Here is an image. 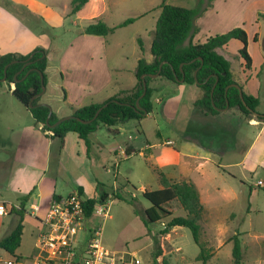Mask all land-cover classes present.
Wrapping results in <instances>:
<instances>
[{"label":"rangeland","instance_id":"1","mask_svg":"<svg viewBox=\"0 0 264 264\" xmlns=\"http://www.w3.org/2000/svg\"><path fill=\"white\" fill-rule=\"evenodd\" d=\"M45 1L54 3V6L61 10L62 3L70 4L72 0ZM164 1L107 0V7L110 10L100 19H103L110 27H117L129 18H137L141 15L143 17L127 27L117 28L108 36H102L104 49L103 51L101 49L99 57L95 56V65L101 62L102 71L106 68L113 81L110 87L100 95L101 99L116 87L125 89L133 86L136 83L134 69L139 59L152 60L151 47L157 21L161 15L159 7ZM202 1L205 11L196 20L197 27L202 26V31L198 28L199 32L194 35L197 36L196 42L203 43L205 40L207 42L211 37L229 33L237 28L247 32L248 52L253 60L250 69L245 67L244 59L240 55L242 44L238 40H232L223 52L231 64V70L238 84H241L247 93L251 92L259 98V111L264 113V0ZM199 2L200 0H166L167 4L185 8H196ZM102 6L103 4H99V7ZM100 19L85 18L80 23L82 27H86ZM76 29L74 27L73 30ZM73 30L71 29V32L66 34L64 28H53L51 34L59 38L58 46L61 47L60 43L67 42L75 35ZM140 40L145 42L144 47L140 44ZM56 46L57 43L50 51V81L52 84L55 81L57 84L62 83L60 73L57 71L61 62L62 50L59 51ZM0 91L11 94L7 85L0 88ZM46 98L50 99L52 106H48L53 107L55 112H70L64 101L65 96L61 87L50 89ZM161 98L165 101V109L171 120L163 115L156 102ZM186 98L184 89L178 93L174 90L172 83L156 93L153 111L140 123L146 133V138L138 134V121L132 120L123 125L125 133L133 135L138 146H141L146 139L150 145H158L152 149L154 153L149 159L140 154L130 159H119L120 165L116 172L114 164L117 159L114 154L109 153L110 146L116 141L113 136L111 140H108L107 129L104 126L97 131L96 137L104 143L109 171L105 170L104 166H97L94 169L87 157L86 147L76 133H70L62 154L65 169L59 174L63 176L59 179L58 192L63 194L77 190L78 176H83L87 180L86 184L91 183L95 185L94 187L97 181L103 182L106 186L113 185L114 175L119 176L118 181L123 182L125 178L130 180V191L136 197V207L122 200L111 199L110 218L106 220L95 218L94 225L102 223L101 238L106 249L133 254L142 261V264H153L151 255L154 249V237L167 224L165 221L148 227L141 217L136 215V208L146 210L151 206V203L144 198L142 188L159 189L161 188L160 175L169 177L176 175V164L173 162L165 164L173 160V151L181 149L184 152L202 153L196 143L186 139V135L189 137L190 134L185 133L184 128L181 129L179 122L176 123V119L180 120ZM34 122L31 113L16 99L9 98L2 101V106H0L2 133L10 135V132L6 131L8 127L15 129L19 124L30 126ZM141 139L144 140L141 141ZM169 140L173 142V145L165 144ZM243 143V145L240 142L239 145H233L232 150L227 152L222 151L211 155L216 164L210 166L211 170L208 173L210 194L205 195L202 191L203 199L211 202L207 204L209 209L205 210L201 221V238L211 249L212 255L207 264H234L233 238L238 234L244 252L243 264H264V132L254 147H251L252 142L249 136L243 138ZM245 155H247L246 164L243 163L236 167L227 165L240 162ZM259 180L263 182L260 187L257 186ZM170 208L176 216L184 215L178 204ZM32 213L33 209L30 204L25 216L19 253L26 254L29 251L34 240V230L40 225ZM3 230L6 233L8 226L6 225ZM165 239L171 264H202L197 261L200 247L195 242L189 228L176 227L165 236ZM13 260L15 258L11 254L0 250V264H8Z\"/></svg>","mask_w":264,"mask_h":264},{"label":"crops","instance_id":"2","mask_svg":"<svg viewBox=\"0 0 264 264\" xmlns=\"http://www.w3.org/2000/svg\"><path fill=\"white\" fill-rule=\"evenodd\" d=\"M72 1L70 4L62 3L60 10L54 6V3H49L45 0H0V54L17 53L27 55L39 47L47 50L48 84L46 92L41 96L40 103L52 106L50 99H47L46 95L50 89L61 87L65 96L64 101L70 112H55L52 107V112L60 119L71 116L75 109L90 104L103 103L120 91L134 87L137 83L136 78V83L130 88L118 89L116 87L110 94L101 99L100 95L110 87L113 81L110 72L106 68L102 71L101 62L95 65V56L99 57L101 55V49L102 51L104 49V42L102 36L84 34L85 26L82 27L80 22L85 18L89 20L100 19L108 14L110 9L108 10L107 0H90L78 13L70 14ZM99 4H103V6L99 7ZM141 17L143 16L141 15L137 18ZM74 27L77 29L73 30ZM53 28H64L66 34L71 32L72 29L75 35L68 39L67 42L60 43L61 47H59V38L51 34V29ZM198 28L199 31H202V26ZM196 39L197 36H194L193 43H198ZM141 41L144 47L145 42ZM56 43L58 46L56 48L59 51L62 50L61 62L57 70L60 73L62 83L58 82L57 84L55 81L52 84L50 81V51ZM218 52L224 56L223 49H218ZM136 68L134 69L135 72ZM184 85H174V90L178 93L184 89L187 97L183 103L180 120L176 119V123L179 122L181 129L184 128V132L190 134L189 137L186 135V139L196 143L202 153L184 152L181 149L176 150V152L173 151V160L165 164H172V162L176 164V175L166 177L176 181H192L198 188L205 210H208L207 204L211 202L203 199L202 191H204L205 195L210 194L208 173L211 170L210 166L216 164L211 155L232 150L233 145H239V142L243 145L245 136L250 137L251 147H254L264 132V122L257 118L245 119L236 109L220 111L217 115H207L194 106V100L199 95L200 89L196 85H187L186 87ZM239 85L247 93L245 88L241 84ZM167 86H169V82L165 80H159L155 83L154 88H156V91L153 95V105L156 93ZM14 89L15 84H12L9 87L11 94L0 91V106H2V101H6L9 98L15 99L12 92ZM247 94L255 96L251 92ZM156 102L159 104L163 115L168 120H171L168 118L164 99H157ZM123 125L116 127L119 130L117 135H112L107 131L108 140H111V136H113L114 141H116L109 149V153L114 154L117 159L114 164L116 172L120 165L119 159H130L136 154L143 155L149 159L154 153L152 149L158 146L156 144L150 145L147 139H141L144 142H142L141 146H138V143L135 142V137L125 133L126 130ZM42 128V125L37 127L34 122L30 126L19 124L15 129L8 127L6 131L10 132V135L2 133L0 130V204L5 203L9 211L8 215H0V240L11 231L15 223L16 217L11 214L12 207L18 206L19 199L29 193L32 194L27 204V209L31 204L32 215L40 224L34 230V240L29 251L26 254L19 253L20 244L15 255H12L14 258H30L36 255L38 238L44 230L40 220L46 216L54 196L65 198L71 194H78L81 187L84 191L82 196L86 200L88 198H99L102 193H108L110 196L107 202L110 205L112 191L117 189L119 185L127 184V190L130 191V180L125 178L123 182L118 181L119 176L114 175L115 182L113 185L109 184L106 186L103 182L97 181L96 187L91 183L86 184L87 180L83 176H78L77 190L66 194L58 192L59 179L63 176L59 174L63 173L65 169L64 163H62V154L70 133L66 136L63 150L60 151L59 142L53 138V133L51 131H43ZM137 131L139 135H143L146 138V133L140 123H138ZM96 133L91 137L93 145L89 153L85 142L80 140L86 147L87 157L94 169L97 166H104V169L109 171L106 164L107 152L104 149V143L98 140ZM246 157L247 155L240 162L227 165L236 167L243 163L246 164ZM142 190L150 189L143 187ZM88 195L93 196L89 197ZM82 196L80 198L83 201ZM6 225L8 226V231L4 233L3 229Z\"/></svg>","mask_w":264,"mask_h":264},{"label":"trees","instance_id":"3","mask_svg":"<svg viewBox=\"0 0 264 264\" xmlns=\"http://www.w3.org/2000/svg\"><path fill=\"white\" fill-rule=\"evenodd\" d=\"M90 0H73L71 13H78ZM161 15L157 21L151 47L152 61L141 58L136 68L137 83L134 87L122 90L103 103L90 104L75 109L73 116L76 118L66 120L52 128L60 118L53 112L51 107L41 104L42 93L41 73L44 75V84H48V52L45 48H36L33 52L22 55L17 53L0 54V87L4 84L11 87L15 99L32 114L37 127L42 125L43 131H51L53 138L57 139L60 151L63 150L66 136L76 133L91 151L93 142L91 137L101 126H104L112 135H117L116 128L129 121L136 120L138 123L150 114L153 109V95L156 91L155 83L165 80L174 85H196L200 89L199 95L194 100V106L207 115H217L219 110L227 108L236 109L245 118H257L264 122V113L259 111L260 100L258 97L249 95L243 91L244 104L238 88L230 87L237 83L231 70L230 62L218 52L225 49L232 40H238L242 44L240 55L244 59L245 67L250 69L253 64L252 57L248 52V34L241 28L234 29L229 33L211 37L205 43H193V37L198 32L197 18L204 13L203 1L200 0L198 7L185 8L166 3L160 6ZM138 18H129L117 27H110L103 20L95 21L83 30L84 34L92 36H108L117 28H124L133 24ZM257 41V37H255ZM142 45V41L140 40ZM143 46V45H142ZM28 62H31L26 66ZM7 75L5 67L7 65ZM29 73V74H28ZM28 74V76H26ZM159 74L157 78L152 75ZM147 83V93L141 99L140 105L143 111L137 110V100L144 91V79ZM6 78V81L2 80ZM36 97V98H35ZM35 98V99H34ZM107 104L100 112L97 119L85 124L78 120H92L98 109ZM254 113L258 115L255 116ZM129 184V183H128ZM161 188L145 190L143 196L151 203L146 210L135 209L136 215L141 217L146 226L163 223L165 228L154 237V249L152 251L153 264H171L166 249L165 236L170 234L176 227L189 228L195 242L200 247L197 261L207 264L211 258V249L202 241V219L205 208L202 204L197 186L190 180L176 181L160 175ZM22 196L19 205L13 206L11 214L16 219L11 231L0 240V250L15 255L20 247L24 229V219L27 214V204L30 196ZM79 196L84 195L83 188H79ZM108 193H102L98 198H88L82 202L87 217H91L96 205L105 202L109 198ZM61 197L54 196V199ZM113 200L125 201L136 207V197L127 190V184L119 185L112 191ZM178 204L183 210V216H176L170 207ZM234 264H243L244 252L239 234L233 238ZM17 259H21L16 257Z\"/></svg>","mask_w":264,"mask_h":264},{"label":"built area","instance_id":"4","mask_svg":"<svg viewBox=\"0 0 264 264\" xmlns=\"http://www.w3.org/2000/svg\"><path fill=\"white\" fill-rule=\"evenodd\" d=\"M166 145L171 146L173 142L167 141ZM262 185L261 181L257 183ZM82 202L78 194L54 199L40 220L44 230L38 238L36 255L15 258L8 264H142L137 256L103 246L102 223L94 225V220L110 218L109 203L99 202L92 216L87 217ZM8 213L6 204H0V215Z\"/></svg>","mask_w":264,"mask_h":264},{"label":"water","instance_id":"5","mask_svg":"<svg viewBox=\"0 0 264 264\" xmlns=\"http://www.w3.org/2000/svg\"><path fill=\"white\" fill-rule=\"evenodd\" d=\"M30 63H31V62H28V63L26 64V66L29 65ZM9 66H10V64L7 65V66L5 67V75H7V70H8V67H9ZM28 74H29V73H28ZM28 74H27L26 76H28ZM158 76H159V74H156V75H152L151 77H152V78H157ZM145 78H146V75H143V79H144V91H143L142 95H141V96L138 98V100H137V110L140 111V112L143 111L144 114L147 115V112L144 111L143 108H142L141 105H140V101H141V99L146 95V93H147V88H148V87H147V83H146V81H145ZM41 79H42V93H41L40 95H43V94L46 92V86H45V84H44V75H43L42 73H41ZM2 81L5 82V81H6V78H4ZM230 87H235V88H238V89H239V91H240V95H241V98H242L244 104L246 105V102H245V100H244V96H243V90H242V87H241L239 84L234 83V84L230 85V86L227 88V90H228ZM35 98H36V97H35ZM35 98H34V99H35ZM44 105H46V104H44ZM47 106H48V105H47ZM106 106H107V104H105V105H103L101 108H99L98 111H97V113H96V115H95V117H94L92 120H90V121H84V120L79 119V118H78V120L81 121L82 123H85V124L91 123L93 120L97 119V117L99 116L100 112H101V111L103 110V108H105ZM227 109H229V106H227V108H225V109H221V110H219V111H224V110H227ZM52 113H53V112L51 111L50 115H51ZM254 115L257 116L258 114H257V113H254ZM73 118H76V117L73 116V115L63 117V118H61L56 124L52 125L51 127L54 128V127L58 126L59 124H61L62 122L66 121V120H69V119H73ZM82 198H83V201H86V198H85V197L82 196Z\"/></svg>","mask_w":264,"mask_h":264}]
</instances>
